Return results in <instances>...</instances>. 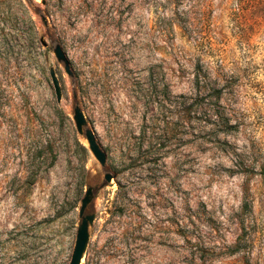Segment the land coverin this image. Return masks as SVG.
I'll return each instance as SVG.
<instances>
[{
    "label": "rangeland",
    "instance_id": "1",
    "mask_svg": "<svg viewBox=\"0 0 264 264\" xmlns=\"http://www.w3.org/2000/svg\"><path fill=\"white\" fill-rule=\"evenodd\" d=\"M87 188L80 264H264V0H0V264H68Z\"/></svg>",
    "mask_w": 264,
    "mask_h": 264
},
{
    "label": "water",
    "instance_id": "2",
    "mask_svg": "<svg viewBox=\"0 0 264 264\" xmlns=\"http://www.w3.org/2000/svg\"><path fill=\"white\" fill-rule=\"evenodd\" d=\"M41 43L43 45H46V42L44 40H41ZM54 54L57 58L66 61L65 55L59 46L55 48ZM65 70L68 73L70 72L67 62L65 64ZM49 75L51 77V81L53 84L56 100L59 101L60 100V86H59L58 79L53 69H50ZM73 118H74V123H75V127L77 131L81 132L82 126L85 124L86 120H85L84 114L79 108H76L74 110ZM85 137L87 139L90 152L101 164H104L105 154L99 148L98 144L96 143V140H95V137L92 131L86 130ZM105 178L106 180H109L110 176L107 174ZM90 195H91V189L87 188L84 196L80 200V206H79L80 216L83 215L84 208L86 207V205L88 204L90 200ZM93 219H94L93 214H87V215L82 216L81 221L76 229L75 242H74V246H73L71 257H70L68 264H80V260L85 252L87 241H88V225L89 223L93 221Z\"/></svg>",
    "mask_w": 264,
    "mask_h": 264
}]
</instances>
